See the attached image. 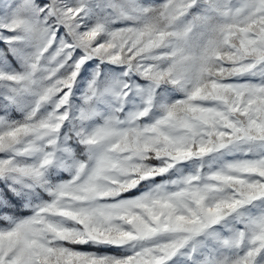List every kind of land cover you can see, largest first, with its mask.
Masks as SVG:
<instances>
[{
	"label": "snow or ice",
	"instance_id": "obj_1",
	"mask_svg": "<svg viewBox=\"0 0 264 264\" xmlns=\"http://www.w3.org/2000/svg\"><path fill=\"white\" fill-rule=\"evenodd\" d=\"M0 264H264V0H0Z\"/></svg>",
	"mask_w": 264,
	"mask_h": 264
}]
</instances>
